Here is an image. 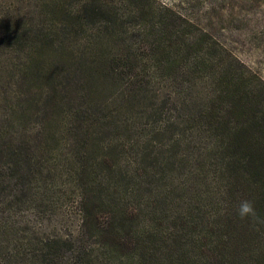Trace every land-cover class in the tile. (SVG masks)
<instances>
[{
    "label": "trees",
    "instance_id": "trees-1",
    "mask_svg": "<svg viewBox=\"0 0 264 264\" xmlns=\"http://www.w3.org/2000/svg\"><path fill=\"white\" fill-rule=\"evenodd\" d=\"M38 1L0 0V264H264V88L152 0L135 47L110 3Z\"/></svg>",
    "mask_w": 264,
    "mask_h": 264
},
{
    "label": "rangeland",
    "instance_id": "rangeland-1",
    "mask_svg": "<svg viewBox=\"0 0 264 264\" xmlns=\"http://www.w3.org/2000/svg\"><path fill=\"white\" fill-rule=\"evenodd\" d=\"M124 13L121 38L135 47L144 39L148 25L136 12V3L130 0H102ZM154 5L171 9L177 14L189 15L200 28L210 32L225 47L232 58L244 67L246 83L264 88V0H152ZM19 9L40 8L37 0H9ZM52 1L50 0L49 3ZM51 8H76L82 0H54ZM89 22V21H87ZM92 24V23H90ZM108 38L109 35H102ZM234 68H237L234 66ZM203 84L201 83L200 86ZM264 105V97H263Z\"/></svg>",
    "mask_w": 264,
    "mask_h": 264
},
{
    "label": "clouds",
    "instance_id": "clouds-1",
    "mask_svg": "<svg viewBox=\"0 0 264 264\" xmlns=\"http://www.w3.org/2000/svg\"><path fill=\"white\" fill-rule=\"evenodd\" d=\"M237 215L241 220L252 218L259 219L258 213L256 211L253 201L248 199H243L239 202L236 209Z\"/></svg>",
    "mask_w": 264,
    "mask_h": 264
}]
</instances>
